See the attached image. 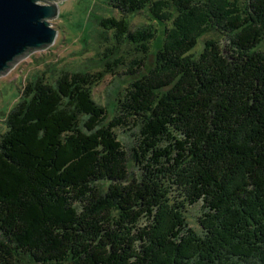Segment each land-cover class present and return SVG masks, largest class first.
I'll list each match as a JSON object with an SVG mask.
<instances>
[{
	"label": "trees",
	"instance_id": "obj_1",
	"mask_svg": "<svg viewBox=\"0 0 264 264\" xmlns=\"http://www.w3.org/2000/svg\"><path fill=\"white\" fill-rule=\"evenodd\" d=\"M107 1L110 51L135 56L105 67L130 81L112 113L106 69L26 86L0 134V264H264V0Z\"/></svg>",
	"mask_w": 264,
	"mask_h": 264
},
{
	"label": "rangeland",
	"instance_id": "obj_2",
	"mask_svg": "<svg viewBox=\"0 0 264 264\" xmlns=\"http://www.w3.org/2000/svg\"><path fill=\"white\" fill-rule=\"evenodd\" d=\"M40 3H53L56 14L48 18L51 27L57 29V36L53 42L41 48H28L16 56L0 72V134L6 130V117L13 106L19 101L26 86L35 81L43 73L46 81L53 82L61 74L88 73L93 78L97 71L106 69L103 80L92 87L93 98L97 103L106 106L110 113L116 108L114 104L117 88L124 91L130 75H125V66L121 65L109 72L113 59L123 55L125 60L135 56L129 44H122L118 49L110 51L112 43V29H104L100 25L101 19L108 15L119 17L107 0H41ZM131 28L136 27L148 18L142 13L127 15ZM216 37L209 33L200 39L196 50L201 49L203 39ZM218 40V39H217ZM224 41V38H221ZM152 56L150 55L149 59ZM112 68V67H111ZM114 69V68H113ZM120 74H115V73ZM117 109V108H116ZM115 109V112H116ZM114 112V113H115ZM118 138L130 150L135 144L137 136L132 130L122 127L114 128ZM179 197L178 200H180ZM200 204L187 206L186 221L190 226L198 229L197 219L200 214Z\"/></svg>",
	"mask_w": 264,
	"mask_h": 264
},
{
	"label": "water",
	"instance_id": "obj_3",
	"mask_svg": "<svg viewBox=\"0 0 264 264\" xmlns=\"http://www.w3.org/2000/svg\"><path fill=\"white\" fill-rule=\"evenodd\" d=\"M41 0H0V72L28 48H41L57 36L47 20L56 5Z\"/></svg>",
	"mask_w": 264,
	"mask_h": 264
}]
</instances>
